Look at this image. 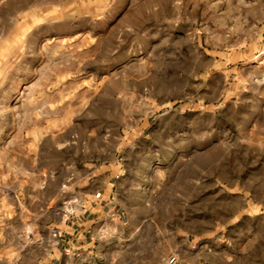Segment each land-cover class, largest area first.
<instances>
[{
    "label": "rangeland",
    "instance_id": "1",
    "mask_svg": "<svg viewBox=\"0 0 264 264\" xmlns=\"http://www.w3.org/2000/svg\"><path fill=\"white\" fill-rule=\"evenodd\" d=\"M263 52L264 0H0V264L254 238Z\"/></svg>",
    "mask_w": 264,
    "mask_h": 264
},
{
    "label": "crops",
    "instance_id": "2",
    "mask_svg": "<svg viewBox=\"0 0 264 264\" xmlns=\"http://www.w3.org/2000/svg\"><path fill=\"white\" fill-rule=\"evenodd\" d=\"M96 197V196H95ZM99 198V197H96ZM103 197L100 199V204L96 208L88 207L80 218L78 229L73 223L72 231H67L71 236H67L64 233L60 242L62 244H68L72 247L74 241L82 236L87 239L88 233L91 230L92 222L95 219L104 215L107 209L108 203L104 202ZM109 198V197H108ZM89 200H92L89 198ZM106 200V199H105ZM91 202V201H90ZM97 202V201H95ZM110 203H113L110 199ZM114 209L110 207L109 211ZM98 212L99 216L95 214ZM256 220V231L252 235L248 232L247 236L240 240H229L226 243L211 244L209 242H190L181 246L178 255L175 260L167 262V264H264V237H263V221L264 213H260ZM260 226V229H258ZM75 248V247H73Z\"/></svg>",
    "mask_w": 264,
    "mask_h": 264
},
{
    "label": "built area",
    "instance_id": "3",
    "mask_svg": "<svg viewBox=\"0 0 264 264\" xmlns=\"http://www.w3.org/2000/svg\"><path fill=\"white\" fill-rule=\"evenodd\" d=\"M54 236L57 237L58 236V233L57 232H54Z\"/></svg>",
    "mask_w": 264,
    "mask_h": 264
},
{
    "label": "bare ground",
    "instance_id": "4",
    "mask_svg": "<svg viewBox=\"0 0 264 264\" xmlns=\"http://www.w3.org/2000/svg\"><path fill=\"white\" fill-rule=\"evenodd\" d=\"M263 54H264V52H263Z\"/></svg>",
    "mask_w": 264,
    "mask_h": 264
}]
</instances>
